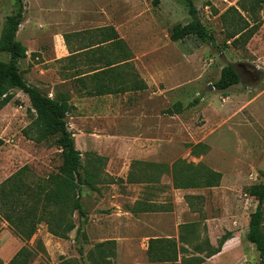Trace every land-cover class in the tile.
<instances>
[{"label": "rangeland", "instance_id": "obj_1", "mask_svg": "<svg viewBox=\"0 0 264 264\" xmlns=\"http://www.w3.org/2000/svg\"><path fill=\"white\" fill-rule=\"evenodd\" d=\"M21 1L16 40L27 57L19 71L50 99L66 100L84 217L65 203L39 223L45 196L65 192L62 151L56 136L43 134L28 98L13 91L0 111V187L11 181L19 189L26 207L34 205L37 225L20 237L4 216L22 210L4 206L0 196V264H202L223 239L236 252L227 264L236 254L233 264H260L246 234L256 208L248 190L264 185V4L255 35L232 45L240 19L230 10L242 0L195 2L210 43L169 41L175 25L190 21L183 0ZM15 11V0H0V37ZM82 49L91 70H104L83 89L74 79ZM7 61L0 53V63ZM228 65L241 83L209 90ZM103 81L111 82V97H97ZM141 87L146 91L128 94ZM177 108L182 112L173 114ZM208 172L219 177L215 187L198 178ZM185 177L197 180L176 188L174 178ZM71 224L63 237L50 232Z\"/></svg>", "mask_w": 264, "mask_h": 264}, {"label": "trees", "instance_id": "obj_2", "mask_svg": "<svg viewBox=\"0 0 264 264\" xmlns=\"http://www.w3.org/2000/svg\"><path fill=\"white\" fill-rule=\"evenodd\" d=\"M199 0H183L187 14L190 21L186 25H175L169 33V41L172 43L183 41L189 37H195L202 43H210L212 41L208 31L203 26L198 12L195 6V2ZM16 11L13 15L5 19L3 30L0 37V53L8 56V61L0 63V111L4 109L14 99L13 91H19L28 98L31 106V111L36 116L37 123L41 126L43 134L45 136H56L57 145L62 151V164L59 169V174L62 178L65 192L48 193L45 198L48 199L47 203L41 207V218L45 220L40 222L49 223L56 213V209L60 204L67 203V208L75 211L78 218L84 217L81 199V188L84 186V178L81 174L82 164L80 153L75 148L74 139L72 134L68 131L67 124L65 122L66 115L68 113V106L64 98L50 99L44 95L39 89L27 84L19 71V64L26 59V48L16 40V34L23 21V5L21 0H15ZM264 4V0H242L237 4V9L233 8L232 11L238 19L240 24L238 27L235 25L236 30L229 36L232 41V45H235L246 36V41H249L257 32L260 22H257V16L261 10V6ZM240 11L246 16V19L241 18ZM250 18L249 20H247ZM251 20V21H250ZM250 21V23L248 22ZM254 24V25H251ZM241 83L240 74L237 72L234 66L228 65L221 71L220 77L217 82L211 86L214 90L219 92H225L231 87L237 86ZM200 102V99L194 100L193 104L189 107H195ZM181 108L173 114H180ZM197 180L195 177L174 178V185L176 188L190 187L189 181ZM205 183L204 187H215L213 181L219 179L217 174L204 173L201 177H198ZM19 189H14L11 185V181L5 182L0 187V196L4 202V206H9L10 209L17 208L21 211V214H14L10 212L4 216L6 223H8L12 229L22 238H29L36 228V216L34 211V205L32 207L27 206L26 202L22 200L23 194L18 192ZM248 195L256 200V208L254 212V218L249 223L248 231L246 234V241L251 244L257 251L260 259V264H264V236L262 233L263 223V204H264V185L253 186L248 190ZM12 198V199H11ZM55 201V202H54ZM37 222V221H36ZM49 225V224H48ZM74 227L70 226H54L50 228V232L54 236L63 237L65 233L73 231ZM81 229L78 228L76 235H80ZM227 240L223 239L217 249L208 254L207 259L213 257L221 252L223 245ZM159 242L151 241L150 244H157ZM102 247V246H98ZM23 252L19 253L17 257L21 256ZM24 257H28L24 254ZM152 257L161 260L155 254ZM175 257L171 258L174 259Z\"/></svg>", "mask_w": 264, "mask_h": 264}, {"label": "crops", "instance_id": "obj_3", "mask_svg": "<svg viewBox=\"0 0 264 264\" xmlns=\"http://www.w3.org/2000/svg\"><path fill=\"white\" fill-rule=\"evenodd\" d=\"M106 44L107 43H104L102 45H106ZM92 49H94V48H89L88 51H90ZM85 51H87V50L82 49L81 51L78 52L79 54H78L77 57H79V62L76 63L77 64L76 68L78 69L79 73L74 78V79H77L78 81H80L79 84H80V88L81 89H83V85H81V83H85V82H88L90 84H92L93 82L96 83V81H92L88 77H91V76H93L95 74H98V73L104 71L103 69L98 70V71L91 70L93 65L89 62V60L86 57H84L85 55L83 54V52H85ZM105 51H107V50L104 49V52ZM26 56H27V53H26ZM109 60L110 59L105 58L106 63H109ZM97 67L98 66H96L95 68H97ZM87 68H88L89 71H87ZM101 83L104 85V89H103L102 93H98L97 94V97L98 98L111 97V95H113V93L111 92V89L109 88L111 82L103 81ZM145 91L146 90L141 87L137 91H132L131 93H128V94H132L133 92L139 94V93H143ZM128 215L132 216L131 214H128ZM234 252H235L234 245L231 243L230 240H228L223 245V247L221 249V252L219 254H217V255H215L213 257H210L209 259H206L205 262L202 263V264H213V263H216V262H218L220 264H227L226 261L228 262V259L226 260V256H228L230 253H234ZM237 260H238V262L240 260L239 254H236V257H235L234 260H232L231 264H233L234 262H237Z\"/></svg>", "mask_w": 264, "mask_h": 264}, {"label": "water", "instance_id": "obj_4", "mask_svg": "<svg viewBox=\"0 0 264 264\" xmlns=\"http://www.w3.org/2000/svg\"><path fill=\"white\" fill-rule=\"evenodd\" d=\"M209 90H211V91H212V90H214V89L212 88V86H209Z\"/></svg>", "mask_w": 264, "mask_h": 264}]
</instances>
